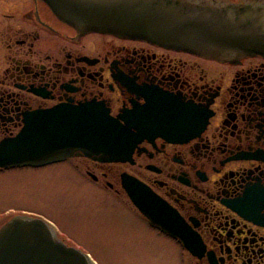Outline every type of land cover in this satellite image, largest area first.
Here are the masks:
<instances>
[{
  "label": "flooded vegetation",
  "instance_id": "1",
  "mask_svg": "<svg viewBox=\"0 0 264 264\" xmlns=\"http://www.w3.org/2000/svg\"><path fill=\"white\" fill-rule=\"evenodd\" d=\"M205 1L264 8V0ZM86 103L102 104L123 124L139 122L140 129L126 134L154 136L124 161L72 157L42 167L65 165L93 190L119 199L183 252L181 264H264V57L210 59L82 32L41 0H0V142L15 137L36 111ZM124 179L143 185L179 217L196 253L149 225ZM29 216L81 250L53 221Z\"/></svg>",
  "mask_w": 264,
  "mask_h": 264
},
{
  "label": "water",
  "instance_id": "2",
  "mask_svg": "<svg viewBox=\"0 0 264 264\" xmlns=\"http://www.w3.org/2000/svg\"><path fill=\"white\" fill-rule=\"evenodd\" d=\"M62 22L82 32L146 41L198 56L264 57V8L205 0H41ZM110 116L102 104L61 105L32 113L13 138L0 142V167H42L71 157L99 162L127 159L154 134ZM124 189L153 227L195 243L179 217L143 185L124 179ZM0 264H93L59 241L39 218L17 215L0 227Z\"/></svg>",
  "mask_w": 264,
  "mask_h": 264
},
{
  "label": "rangeland",
  "instance_id": "3",
  "mask_svg": "<svg viewBox=\"0 0 264 264\" xmlns=\"http://www.w3.org/2000/svg\"><path fill=\"white\" fill-rule=\"evenodd\" d=\"M32 212L83 244L96 264H181L176 246L158 237L117 198L93 190L59 164L0 173V220Z\"/></svg>",
  "mask_w": 264,
  "mask_h": 264
}]
</instances>
